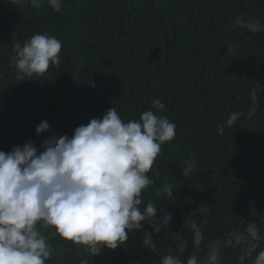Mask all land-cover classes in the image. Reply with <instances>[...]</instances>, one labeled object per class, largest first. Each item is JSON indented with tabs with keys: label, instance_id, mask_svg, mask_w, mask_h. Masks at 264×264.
Returning <instances> with one entry per match:
<instances>
[{
	"label": "trees",
	"instance_id": "trees-1",
	"mask_svg": "<svg viewBox=\"0 0 264 264\" xmlns=\"http://www.w3.org/2000/svg\"><path fill=\"white\" fill-rule=\"evenodd\" d=\"M10 3L0 0V148L70 138L111 107L125 123L152 110L176 125L141 196V211L156 203L157 223L170 213L168 225L155 232L142 222L101 257L44 229L52 248L46 264H160L168 254L206 264L217 240V264H240L242 254L253 264L264 249V32L234 22L264 24V0H69L60 12L48 0ZM37 33L61 41V62L21 80L14 46ZM154 99L163 110L152 108ZM232 112L240 114L241 135L215 136ZM44 120L49 129L37 134ZM166 185L173 195L163 193ZM250 225L259 236L252 247L230 235Z\"/></svg>",
	"mask_w": 264,
	"mask_h": 264
},
{
	"label": "clouds",
	"instance_id": "clouds-1",
	"mask_svg": "<svg viewBox=\"0 0 264 264\" xmlns=\"http://www.w3.org/2000/svg\"><path fill=\"white\" fill-rule=\"evenodd\" d=\"M68 1L48 0V3L55 12H60L61 8L66 9ZM6 2L13 5L10 0ZM32 2L35 4L36 0ZM234 23L251 33L264 32V24L250 18L237 17ZM61 49L60 40L40 33L23 46L15 44L18 78L24 80L25 76L45 73L50 65L59 66ZM252 99L256 101L255 96ZM160 100L152 102L157 111L165 107ZM168 116L166 111L157 115L148 110L141 113L138 121L125 123L117 109L111 107L102 118L76 127L70 138L49 137L40 149L31 142L22 147L12 144L0 148V264H46L52 248L44 229L54 228L61 238L86 246L92 257H101L116 252L128 239L129 232L143 227L142 222L149 223L155 232L167 226L171 214L157 223V204L149 201L142 212L141 196L153 183L147 173L161 146L175 138L176 125ZM239 116L238 112H232L218 121L214 135L221 139L241 135ZM48 129L49 123L44 120L36 127V133ZM194 166V161L188 165ZM162 191L166 196L173 195L170 185ZM256 229L251 225L247 228L254 240L259 239ZM203 240L197 229L194 244L199 247ZM220 244L217 240L210 249L206 264H217ZM243 244L252 247L254 243ZM183 251L181 247L179 252ZM246 258L247 254H242L240 264ZM160 264H199V261L196 256L185 262L178 255L168 254L161 257ZM253 264H264V249L258 252Z\"/></svg>",
	"mask_w": 264,
	"mask_h": 264
},
{
	"label": "rangeland",
	"instance_id": "rangeland-1",
	"mask_svg": "<svg viewBox=\"0 0 264 264\" xmlns=\"http://www.w3.org/2000/svg\"><path fill=\"white\" fill-rule=\"evenodd\" d=\"M239 87V86H238ZM249 226H247L246 228H245V231H243V232H233L232 233V235L234 236V237H237L238 238V241H239V243H246V242H249V244L250 245H252L253 243H254V240L250 237V235L248 234V232H247V228H248ZM256 228V227H255ZM257 230V229H256Z\"/></svg>",
	"mask_w": 264,
	"mask_h": 264
}]
</instances>
